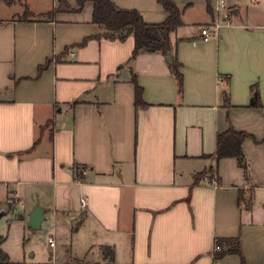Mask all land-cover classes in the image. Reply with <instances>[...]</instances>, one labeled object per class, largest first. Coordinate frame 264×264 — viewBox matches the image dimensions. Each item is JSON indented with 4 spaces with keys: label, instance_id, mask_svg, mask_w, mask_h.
<instances>
[{
    "label": "crops",
    "instance_id": "0c3cea01",
    "mask_svg": "<svg viewBox=\"0 0 264 264\" xmlns=\"http://www.w3.org/2000/svg\"><path fill=\"white\" fill-rule=\"evenodd\" d=\"M111 1L148 23L167 16L157 0ZM173 1L181 94L166 55L132 57L133 36H103L90 0H0V212L27 224L45 208L51 264L95 263L101 248L112 264H264V0H233L231 24L207 40L213 0ZM230 126L251 135L243 166L216 155ZM235 238L241 256L216 258L215 240Z\"/></svg>",
    "mask_w": 264,
    "mask_h": 264
},
{
    "label": "trees",
    "instance_id": "16d2710c",
    "mask_svg": "<svg viewBox=\"0 0 264 264\" xmlns=\"http://www.w3.org/2000/svg\"><path fill=\"white\" fill-rule=\"evenodd\" d=\"M9 2L10 0H5ZM86 0H76L77 9H81ZM93 4L92 22L101 26L105 32L103 36L109 39L118 38L125 39L128 35L134 38V47L132 57H135L143 50L158 51L164 55H168L172 49L170 34L177 27L183 24L181 15L182 9L173 0H157L167 13L166 18L158 23H148L141 16L140 12L135 8H121L114 4L111 0H90ZM27 13V11H26ZM178 62L174 58L171 64L173 75L177 81L178 93H182L183 81L182 75L178 71ZM39 66V71L42 69ZM135 85V105H147L142 100V88L137 83L135 75L132 77ZM249 106H261L259 92L256 86L251 87V97ZM251 136L244 131L234 130L231 126L224 132L217 134V158L225 156L236 157L239 165L243 166V152L241 144L246 137ZM1 243V238H0ZM215 243L221 247L215 253V257H219L226 252H235L241 256L239 239L215 240ZM113 251L109 250L111 256ZM0 264H24L10 261L8 254L0 247ZM39 264H51L49 262Z\"/></svg>",
    "mask_w": 264,
    "mask_h": 264
},
{
    "label": "rangeland",
    "instance_id": "374dc122",
    "mask_svg": "<svg viewBox=\"0 0 264 264\" xmlns=\"http://www.w3.org/2000/svg\"><path fill=\"white\" fill-rule=\"evenodd\" d=\"M56 1L57 0H53V2ZM232 1L233 0H227V4H231ZM65 5L64 3L61 4L62 7ZM25 15L26 11L23 16ZM47 230L48 233H51V226ZM60 236L62 238L67 237L68 239L69 234L61 230ZM0 238H4L2 244H0L1 249L9 254L10 261L12 262L24 264L51 262L50 253L42 231L29 228L26 221L19 217H14V215L11 214L0 217ZM81 249L82 248L71 249V254L81 257ZM101 251L104 256L99 258L95 263L91 262V264H112L109 250L107 248H101ZM91 253L90 251L87 254V258L92 255ZM78 261L79 259L67 257L63 262L56 259L55 264H78Z\"/></svg>",
    "mask_w": 264,
    "mask_h": 264
},
{
    "label": "built area",
    "instance_id": "2783aa9c",
    "mask_svg": "<svg viewBox=\"0 0 264 264\" xmlns=\"http://www.w3.org/2000/svg\"><path fill=\"white\" fill-rule=\"evenodd\" d=\"M231 7L227 4V0H213L212 4V11H213V17L211 22L204 24L200 27V34L202 36L203 40H207L208 38L217 36L220 32V30L225 27L229 26L231 24L230 20L233 16V13L231 12ZM73 54V53H71ZM217 82H222V78L219 76L217 78ZM81 173L85 172V168L80 169ZM212 182L213 187L217 188L218 184L216 182V176H212ZM81 203L85 204V200L81 198ZM49 247L54 250L55 241L52 237H49L48 240ZM221 249L220 246H218L216 243L213 246V252H217ZM53 255V252H52Z\"/></svg>",
    "mask_w": 264,
    "mask_h": 264
},
{
    "label": "water",
    "instance_id": "95a60500",
    "mask_svg": "<svg viewBox=\"0 0 264 264\" xmlns=\"http://www.w3.org/2000/svg\"><path fill=\"white\" fill-rule=\"evenodd\" d=\"M232 13L235 10H231ZM166 61L169 64H173V56L171 54L166 55ZM45 208H43L39 203H36L28 214L27 225L31 229L39 230L41 228V223L45 220ZM3 212H0V216Z\"/></svg>",
    "mask_w": 264,
    "mask_h": 264
}]
</instances>
